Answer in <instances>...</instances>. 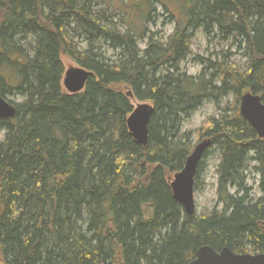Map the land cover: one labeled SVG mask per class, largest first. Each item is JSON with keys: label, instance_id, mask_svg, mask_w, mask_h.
Listing matches in <instances>:
<instances>
[{"label": "trees", "instance_id": "16d2710c", "mask_svg": "<svg viewBox=\"0 0 264 264\" xmlns=\"http://www.w3.org/2000/svg\"><path fill=\"white\" fill-rule=\"evenodd\" d=\"M164 14L174 30L161 42L149 28ZM197 32L235 42L244 67L225 53L197 57L188 75ZM62 57L93 75L79 94L62 87ZM244 93L264 104V0H0V96L22 100L0 119V263L189 264L203 246L264 255V140L240 114ZM134 101L154 108L146 147L127 129ZM204 102L219 114L195 145L219 153L222 209L188 217L169 176L194 148L183 118Z\"/></svg>", "mask_w": 264, "mask_h": 264}, {"label": "water", "instance_id": "95a60500", "mask_svg": "<svg viewBox=\"0 0 264 264\" xmlns=\"http://www.w3.org/2000/svg\"><path fill=\"white\" fill-rule=\"evenodd\" d=\"M92 76L81 67L72 68L64 73L62 86L70 95L79 94ZM128 96L131 97L129 94ZM239 104L243 119L252 127L258 138L264 140V104L261 102V98L251 93H245L240 97ZM15 113V107L0 96V119H12ZM153 113V106L141 103L132 110L126 121L130 136L135 143L142 147H146L149 141V124ZM211 144L208 139L198 144L186 159L182 171L174 175L170 182L174 201L182 207L188 217H192L195 213L194 179L197 168ZM189 264H264V255H238L228 248L216 252L211 247L203 246L198 249L196 258Z\"/></svg>", "mask_w": 264, "mask_h": 264}, {"label": "rangeland", "instance_id": "374dc122", "mask_svg": "<svg viewBox=\"0 0 264 264\" xmlns=\"http://www.w3.org/2000/svg\"><path fill=\"white\" fill-rule=\"evenodd\" d=\"M125 3L126 0H121ZM159 15H162L161 12H158ZM164 14L159 17L156 25L150 26L151 33H154L155 39L164 42L168 39L169 36L173 33L174 24L166 23V18ZM121 21L120 16H117L116 19L113 20L114 23H119ZM122 25L121 27H123ZM124 30L123 28H121ZM73 35V34H72ZM190 57L181 65V67L187 71L188 75L197 77L200 75L202 71V67L194 62L197 57L201 59H210L212 61L220 62L222 60L221 57L224 54H228L229 62L232 65H236L238 68L242 69L246 63V57L243 56V52H240L237 49V44L233 41L225 42L215 40L213 42L208 41L201 32H197L191 41L190 44ZM140 48L144 49L145 44H140ZM109 57H112L113 52H108ZM219 58V59H218ZM62 65L64 67V72L76 68L77 65L74 64L70 59L66 57L61 58ZM8 101H12L15 103L21 102V98L18 97H8ZM233 97L230 96L223 103L231 102ZM139 102L134 101L132 103L133 109ZM218 110L215 104L211 102H205L197 111H195L189 119L185 120L182 126V132L190 134L192 136V144L195 145L197 141V132L203 129L202 127L206 123L208 118L217 117ZM4 132L0 131V143L3 141ZM219 153L214 149H210L208 151V156L206 160H204V169L202 174L199 176L198 181L195 183V191H194V201H195V209L197 214H203V212L211 211L215 208L218 210L222 209L220 202L218 200L217 195V169L219 165ZM250 167L247 173V189H249V193H252L254 197L257 199L261 196L257 189V181L258 174L255 171L254 167L256 164L254 162H249ZM173 176H169L170 181L173 180ZM234 192V190H230ZM252 198V196H250Z\"/></svg>", "mask_w": 264, "mask_h": 264}, {"label": "bare ground", "instance_id": "6f19581e", "mask_svg": "<svg viewBox=\"0 0 264 264\" xmlns=\"http://www.w3.org/2000/svg\"><path fill=\"white\" fill-rule=\"evenodd\" d=\"M221 36L223 37L224 35L221 34ZM228 39H229V38H228ZM228 39H227V40H228ZM192 40H193V39H192ZM204 103H205V102H204ZM204 103H203V104H204ZM203 104H202V105H203ZM199 108H200V107H199ZM199 108H198V109H199ZM198 109H197V110H198ZM197 110H196V111H197ZM183 117H185V115H184V116H181V119H182ZM187 119H189V117H188V118H183V121L185 122V120H187ZM184 122H183V124H184ZM183 124H182V126H183ZM182 126H181V129H180V130H181L180 132L183 134V132H182Z\"/></svg>", "mask_w": 264, "mask_h": 264}, {"label": "flooded vegetation", "instance_id": "af4514ba", "mask_svg": "<svg viewBox=\"0 0 264 264\" xmlns=\"http://www.w3.org/2000/svg\"><path fill=\"white\" fill-rule=\"evenodd\" d=\"M207 158V157H206ZM206 160V159H205ZM202 162H204V161H202ZM220 163V162H219ZM218 170V169H217ZM202 174V173H201ZM259 179V178H258ZM264 228V227H263Z\"/></svg>", "mask_w": 264, "mask_h": 264}]
</instances>
